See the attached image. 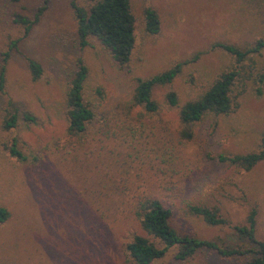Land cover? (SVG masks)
<instances>
[{"label":"rangeland","instance_id":"374dc122","mask_svg":"<svg viewBox=\"0 0 264 264\" xmlns=\"http://www.w3.org/2000/svg\"><path fill=\"white\" fill-rule=\"evenodd\" d=\"M46 9L19 51L6 62L0 94V264H136L127 251L134 235L148 237L136 208L157 198L171 210L180 234L242 246L234 227L247 225L255 208V237L264 242V159L250 170L218 161L217 156L259 149L264 131V48L238 61L216 46L230 44L253 50L264 42V0H130L134 47L126 65L114 61L95 38L81 47L71 0H0V65L11 39L23 36L12 23L20 12L33 17ZM88 7L90 0H74ZM160 20L156 34L145 31L144 9ZM26 57L40 63L33 80ZM77 58L87 68L83 99L93 110L84 137L67 135L65 92ZM179 64L173 81L156 86L158 110L145 112L134 103L137 79ZM235 70L232 109L193 124L192 137H181L178 107L197 99L221 73ZM260 86L262 94H257ZM29 113L36 121L21 118ZM16 113L15 127L4 120ZM24 155L10 154V146ZM189 205L217 208L224 226L206 224L188 213ZM176 247L150 264H208L212 254L196 252L186 260Z\"/></svg>","mask_w":264,"mask_h":264},{"label":"trees","instance_id":"16d2710c","mask_svg":"<svg viewBox=\"0 0 264 264\" xmlns=\"http://www.w3.org/2000/svg\"><path fill=\"white\" fill-rule=\"evenodd\" d=\"M21 0H3L4 4H17ZM88 7L77 4L71 0L75 23L76 37L81 47L88 44L89 38H95L111 54L114 61L126 65L134 47V17L131 11L130 0H90ZM46 9V1L40 6L33 17L20 12L12 15V23L23 30V36L11 39L7 50L2 54L0 65V94L4 92L6 62L12 51H19L23 37L29 35L33 26L38 22L41 14ZM145 31L156 34L160 29V20L157 12L151 7L144 9ZM221 47L236 57L238 61L245 59L250 51L264 48V42L256 43L253 50H240L234 45L218 43ZM26 66L31 78L37 80L42 75V67L35 59L26 57ZM180 65L177 64L163 72L154 74L145 79L138 78L133 92L134 103L143 107L145 112L153 113L158 110V104L152 97L156 86L170 84L178 74ZM68 75L67 90L65 92L66 119L68 122L66 133L70 137H84L87 123L94 117L93 110L83 99V84L87 77V68L82 60L77 58L72 64ZM238 73L229 70L220 74L212 84L195 100H189L179 105L175 92L166 94V101L172 107H178V117L182 124L181 137H192L193 124L200 122L206 116H219L228 114L232 109L230 98L231 87ZM258 82L264 84V67L258 76ZM257 94H262L261 87L256 88ZM21 118L27 122L36 119L29 113H23ZM18 121L16 113H11L4 120V127L12 128ZM10 154L21 160L24 155L10 146ZM218 161L236 165L245 170H250L264 159V131L260 138L259 149L245 154L217 156ZM188 213L200 216L203 221L211 226H224L228 220L222 216L217 208L202 205H189ZM136 215L140 218L142 229L148 237L134 235L127 244V251L136 264H150L154 259L164 256L172 247H176L175 257L186 260L196 252L205 250L212 254L208 264H264V242L255 237V208L249 211L247 225L235 226L237 235L245 243L242 246H223L216 240L203 239L192 234H180L171 224V210L157 198H146L140 201L136 208ZM8 211L0 207V223L7 220Z\"/></svg>","mask_w":264,"mask_h":264}]
</instances>
